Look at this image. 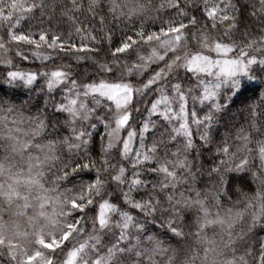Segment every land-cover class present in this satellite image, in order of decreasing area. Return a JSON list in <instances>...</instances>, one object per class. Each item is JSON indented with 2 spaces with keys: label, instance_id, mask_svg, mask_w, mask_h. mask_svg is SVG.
Wrapping results in <instances>:
<instances>
[{
  "label": "snow or ice",
  "instance_id": "1",
  "mask_svg": "<svg viewBox=\"0 0 264 264\" xmlns=\"http://www.w3.org/2000/svg\"><path fill=\"white\" fill-rule=\"evenodd\" d=\"M12 5L19 7L15 17L0 0V84L9 92L7 99L0 96V201L15 205L28 226L13 232L0 213V258L6 256V264H158L159 255L167 258L159 264H264V140L256 142L258 167L250 136L237 134L243 149L232 151L229 144L238 113L247 112L250 127L264 135V27L257 37L245 22L264 25V0L239 7L232 0H70L62 11L72 25L67 32L23 27L37 12L51 21L55 4ZM117 23L124 25L119 40ZM218 26L223 36H212ZM197 28L201 48L193 53L188 42ZM13 45L21 62L49 63L25 71L8 55ZM142 49L150 52L140 55ZM134 55L138 62L130 64ZM64 58L77 66L91 61V82L73 78L71 64L56 63ZM159 63L164 66L140 87L113 72L119 65L128 76L144 75ZM38 78L46 91L34 87ZM37 91L48 97L42 107ZM21 95L26 98L17 102ZM32 109L35 115L25 117ZM25 120L33 125L30 133L21 127ZM150 129L156 131L149 145ZM37 137L46 143H34ZM122 160L131 164L130 177ZM249 174L258 181L257 193L233 201ZM205 175L213 181L211 193L196 187ZM48 176L54 179L45 187ZM178 186L194 196L177 194ZM237 205L243 209L234 211ZM193 210L195 221L186 224ZM217 227L209 237L208 229Z\"/></svg>",
  "mask_w": 264,
  "mask_h": 264
},
{
  "label": "trees",
  "instance_id": "2",
  "mask_svg": "<svg viewBox=\"0 0 264 264\" xmlns=\"http://www.w3.org/2000/svg\"><path fill=\"white\" fill-rule=\"evenodd\" d=\"M148 2L156 4V5H159L162 2V0H148ZM232 2L236 3L237 6L239 7L240 5H242L244 3V0H232ZM6 3L9 4V7L5 8V12L6 13H9V14L13 15V17H15V15L19 14V7L18 6L13 7L12 0H6ZM19 3H20V0H16V4L19 5ZM46 3L49 4V5H51V4H55L56 5L55 13L54 14L51 13V12L48 13L49 15H52L51 21L48 20V16L47 15L42 17L40 15V13L37 12L35 14V18L34 19H32L31 21H25L23 23L24 29L28 30L29 29V25L35 26V25H41L42 24L44 28L52 27L53 30H57V26H59L60 27L59 30H62V31H65V32L69 31L71 29L72 25H71L70 21H68L67 19L63 18L62 11H63V6L64 5H68V3H70V0H46ZM85 3H86V0H85ZM249 11H251V9H249ZM152 14L155 15V12H153ZM246 17H247V14H246ZM79 18L81 20H86V16L84 14H80ZM245 22L248 23L251 26L249 30L252 31L255 36L258 37L261 34L260 33V29L262 27H264V25H260L259 23L255 22L252 18H246ZM49 23H51V25H49ZM123 27H124L123 23H117V25H116V33H115V36H116L117 40H119V37L121 35L120 29L123 28ZM31 30L36 31L37 29H35L33 27ZM193 32L196 33V36H193L189 40L188 49L194 50V51L195 50H200L201 44L199 43L198 39L196 38L197 36L200 35L199 28L193 29ZM93 34L95 35L96 33H93ZM211 35L212 36H217V35L223 36V28L218 26V30L217 31H213L211 33ZM231 38L232 39H239V35L236 34V35L232 36ZM224 42H230V41H229V39L227 37H225L224 38ZM24 47H25V51H27L28 54L31 55V52H30V50L27 49V46H24ZM12 51L15 52V45H13ZM48 51H51V50H48ZM98 59H100L101 62H103V60H104L103 54H101V57H98ZM137 60H138L137 56L134 55L132 57L131 61H129V63L130 64L131 63H136V62H138ZM14 61L22 69H24L25 71H28V70L35 71L37 68H41L43 70V64L44 63H49V62H42L39 59L30 60V61H27V62H21L16 56L14 58ZM56 63L57 64H60V63L71 64L72 65L73 78H76L78 80V82H79V80L81 78L84 79L85 83L91 82L88 79V77L92 76L93 73L95 72V68L93 67L91 61H81L79 63V65L77 66V63L74 60L69 59V58H64L63 60H57ZM49 67H51V64H49ZM181 71H183V70H181ZM113 72H114L115 76H117V77H119V76H121V74H123L124 80L125 81H127V80L131 81L134 85L138 84V83L141 84L147 78L146 75L143 76L140 79L137 78L136 76L134 77L133 75L128 76L127 75V69L124 68V67H121L119 65L115 66L113 68ZM3 73H4V68L2 66H0V77H2ZM109 78H111V77H109ZM96 79L98 80L99 77H96ZM34 87L37 90H39V88H41V87H45V91H46L45 82H44V80L42 78H38V83L36 85H34ZM23 91L26 92L27 89H23ZM33 94L36 95L37 98H38V106L42 107L43 106V101L45 99H47L48 97L46 95H44V94H40L38 91L36 93H33ZM0 96H3L5 99L9 98L8 87L3 85V84H0ZM55 96H56L57 101H59L61 99L62 93L56 92ZM14 98H16L17 102H18V98H26V96H22L21 95L19 97H14ZM253 99L258 103L259 102V95L257 94ZM91 106H92L91 105V101H89V107H91ZM148 106H150V105H148ZM53 110L54 109L52 108V106L49 105L48 108H47V112L51 113V112H53ZM24 115H25V117L35 115V109H32L31 111H25ZM146 115H147V113H145V116ZM65 116H66V114H65ZM65 116H61L60 119L63 120L65 118ZM9 119H12V117H9ZM236 120H237V124H236L235 128L232 129L231 139L229 141L231 149H232V151H235L237 147L243 149V147L245 146V141H243L242 139H238L237 138V134L238 133L242 132L243 135L250 136L251 137V143H249L247 146L254 150L253 151V155H252V159H253V163L258 167L259 166V159H258L257 153L255 152V149H256V146H257L256 142L258 140H264V135H260L259 133L255 132L250 127V121L248 119L247 112L238 113L237 116H236ZM21 127L24 129V131L30 133L33 125H31L27 120H25L24 124ZM0 130H2V129H0ZM154 131H156V130L155 129H150L149 134H147L146 143H148L149 145L151 144V140H152L151 133L154 132ZM161 131H163V129H161ZM63 135H68V132H64ZM158 136H159V133H157V138H158ZM21 138L24 139L26 137L22 136ZM27 138H31V137L29 136ZM34 143H46V139L41 138V137H37V138H35ZM4 146H5V141L2 138H0V156H2L4 154ZM172 150L174 151L175 149L173 148ZM115 151L116 150H114V154H115ZM98 153H99V144H96L95 145V151L93 152V156L96 157L97 159H99ZM33 154H35V153H33ZM63 158L65 160H67L69 158L67 153H66V151L63 153ZM113 162L115 163V161H113ZM235 162L239 163V158H237V160ZM121 163H123V165L126 167V169H129V171L126 172V175H128L130 177L131 176V164L128 161H124V160H122ZM147 166H155V165L154 164H150V165H147ZM207 166H208V164L205 161L204 162V167L207 168ZM232 175H243V174L242 173L241 174L233 173ZM143 178L144 179H148V180L154 179V177H152V176H145ZM46 179H47L48 183L45 184V187H50L51 186V180L54 179V177L48 176V177H46ZM65 186L66 187H72V185H70V184L69 185H65ZM238 186L241 189V194L240 195H233L232 196V200L233 201L243 200L244 194H247L248 196H254L257 193V191H258V181H253L251 179V175L250 174H249L247 180L245 182H243V183H240ZM196 187H197L198 190L211 193L213 191V181L209 180L207 178V176L205 175L202 178V180L197 183ZM61 190H63V188H61ZM180 191H184L186 195H193L194 196V193H190V192L186 191V188L184 186H178L177 194ZM142 194H143V189H141L139 193H133V195L135 196L136 199H139L140 195H142ZM225 207L226 208L227 207H233V205L226 203ZM242 209H243V205H237L236 207H234L233 210L234 211H239V210H242ZM125 210L130 211L133 215H136L137 212H138V210H131L127 206H125ZM16 211H17V208H16L15 205H13L12 207H8L7 205L4 204L3 201H0V213H2V219L5 222H7V224L9 225V228L13 232H14V230H15L17 225H19L21 230H23L25 227L28 226L27 216H17L15 214ZM212 211L215 212L216 209L212 208ZM32 214L33 213L29 212L27 215L31 216ZM195 218H196V213L193 210V212L190 213L189 217L187 218L186 224H193L194 221H195ZM66 222H69V221H67V220H61L60 221L61 224L66 223ZM185 231L186 232H195L196 229H195V227L189 228V227L186 226L185 227ZM219 231H220V229L218 227L215 228V229L209 228L208 232H207V235L209 237H211V236L214 235L215 232H219ZM9 234L11 235L12 232H10ZM259 236H264V232H259ZM192 241H193V237L190 236L189 237V243H192ZM164 246L167 247L168 245L165 244ZM194 248H195V245L193 244V249ZM169 255H171V253H169ZM182 258L183 257H181V259ZM154 259H156L158 261V264H159V261L166 260L167 258L157 255L156 257H154ZM6 260H7L6 256L0 258V264H6Z\"/></svg>",
  "mask_w": 264,
  "mask_h": 264
},
{
  "label": "rangeland",
  "instance_id": "3",
  "mask_svg": "<svg viewBox=\"0 0 264 264\" xmlns=\"http://www.w3.org/2000/svg\"><path fill=\"white\" fill-rule=\"evenodd\" d=\"M190 50V49H189ZM190 51H192L193 53H195L196 51H198V50H190ZM150 52V50H141L140 51V55H147L148 53ZM204 54H211L212 56H213V58H216V54L214 53V52H212V53H208L207 52V50H205V53ZM8 55H10L12 58H13V60H14V58H15V52H13L12 50L8 53ZM138 61V60H137ZM164 65H163V63H159V64H153V65H151V67L144 73V75H137V74H135V72L133 73V76L135 77H137V78H142L143 76H145L146 75V80L144 81V82H142L141 84H135L137 87H140V86H142L143 85V83H146L147 82V79L151 76V75H153L154 74V71H159V69L160 68H162ZM127 82H131V81H128L127 80ZM132 83V82H131ZM123 135H126V133H122V136ZM118 147H120V146H118ZM27 220V219H26Z\"/></svg>",
  "mask_w": 264,
  "mask_h": 264
}]
</instances>
